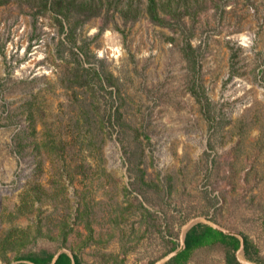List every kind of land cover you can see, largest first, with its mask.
<instances>
[{
    "label": "rangeland",
    "instance_id": "1",
    "mask_svg": "<svg viewBox=\"0 0 264 264\" xmlns=\"http://www.w3.org/2000/svg\"><path fill=\"white\" fill-rule=\"evenodd\" d=\"M155 1L0 0V264H264V0Z\"/></svg>",
    "mask_w": 264,
    "mask_h": 264
},
{
    "label": "trees",
    "instance_id": "2",
    "mask_svg": "<svg viewBox=\"0 0 264 264\" xmlns=\"http://www.w3.org/2000/svg\"><path fill=\"white\" fill-rule=\"evenodd\" d=\"M55 5L58 6V12H60L59 14H64L63 10L66 7H64L59 1ZM148 13L150 14L152 20L158 21L155 0H148ZM131 186V193L135 192L137 195H141L142 197L144 196L141 191L133 187V184ZM132 200L136 203V207L145 211L144 213L147 215V220H149L150 217L154 215L143 207L142 203L137 199V197H132ZM143 200L144 202L146 201V203L148 202L145 197H143ZM164 226L165 230L168 229L167 224ZM157 230L160 231V225H158ZM166 243L169 245V250L166 252V254H170L179 248V245L174 239L167 240ZM183 245L184 248L174 256L170 257L164 264H187L197 250L208 246H219L224 249L225 264H240L235 257V253L241 248V241L237 237L225 234L209 225L198 223L191 226L184 234ZM242 250L244 257L247 260L257 261L255 256L258 255V251L254 248L251 241L245 237L242 240ZM166 254L164 256H166ZM53 258L54 256L50 254H45L42 256H28L24 259H18V263L16 264H27L20 262L23 260L29 262L30 264H80V261L75 255H73L71 258L66 253H61L55 258V260H53ZM153 262L154 261H151L147 264H153Z\"/></svg>",
    "mask_w": 264,
    "mask_h": 264
},
{
    "label": "water",
    "instance_id": "3",
    "mask_svg": "<svg viewBox=\"0 0 264 264\" xmlns=\"http://www.w3.org/2000/svg\"><path fill=\"white\" fill-rule=\"evenodd\" d=\"M183 248H184V245H183V243H182V245L179 247L178 250H176V251L174 252L173 255H175V254H177L178 252H180ZM173 255H172V256H173Z\"/></svg>",
    "mask_w": 264,
    "mask_h": 264
}]
</instances>
